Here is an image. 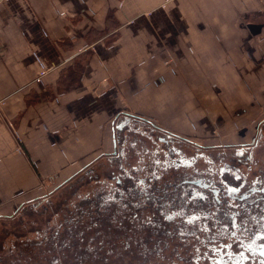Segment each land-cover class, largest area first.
<instances>
[{
  "label": "crops",
  "instance_id": "crops-1",
  "mask_svg": "<svg viewBox=\"0 0 264 264\" xmlns=\"http://www.w3.org/2000/svg\"><path fill=\"white\" fill-rule=\"evenodd\" d=\"M81 56L79 84L60 89ZM129 116L251 140L264 122V0H0V242L1 221L112 152Z\"/></svg>",
  "mask_w": 264,
  "mask_h": 264
},
{
  "label": "flooded vegetation",
  "instance_id": "flooded-vegetation-1",
  "mask_svg": "<svg viewBox=\"0 0 264 264\" xmlns=\"http://www.w3.org/2000/svg\"><path fill=\"white\" fill-rule=\"evenodd\" d=\"M115 126L104 160L1 221L0 264H264V122L230 144Z\"/></svg>",
  "mask_w": 264,
  "mask_h": 264
},
{
  "label": "trees",
  "instance_id": "trees-1",
  "mask_svg": "<svg viewBox=\"0 0 264 264\" xmlns=\"http://www.w3.org/2000/svg\"><path fill=\"white\" fill-rule=\"evenodd\" d=\"M78 62V65H76L74 68L70 67L68 70L62 72L60 79V89L63 90L75 88L79 84L81 72L84 68L85 57L81 56L78 59Z\"/></svg>",
  "mask_w": 264,
  "mask_h": 264
},
{
  "label": "built area",
  "instance_id": "built-area-1",
  "mask_svg": "<svg viewBox=\"0 0 264 264\" xmlns=\"http://www.w3.org/2000/svg\"><path fill=\"white\" fill-rule=\"evenodd\" d=\"M47 72H48V70L43 69V70L40 72L38 78L36 79V82H41L42 79H43V77L47 74Z\"/></svg>",
  "mask_w": 264,
  "mask_h": 264
},
{
  "label": "water",
  "instance_id": "water-1",
  "mask_svg": "<svg viewBox=\"0 0 264 264\" xmlns=\"http://www.w3.org/2000/svg\"><path fill=\"white\" fill-rule=\"evenodd\" d=\"M119 126H115L114 128H113V130H114V133H115V130L118 128ZM117 147V141H116V136L114 135V148H116Z\"/></svg>",
  "mask_w": 264,
  "mask_h": 264
},
{
  "label": "rangeland",
  "instance_id": "rangeland-1",
  "mask_svg": "<svg viewBox=\"0 0 264 264\" xmlns=\"http://www.w3.org/2000/svg\"><path fill=\"white\" fill-rule=\"evenodd\" d=\"M101 160H104V158H103V159H101ZM99 162H100V161H98L97 163H99ZM97 163H96V164H97Z\"/></svg>",
  "mask_w": 264,
  "mask_h": 264
}]
</instances>
